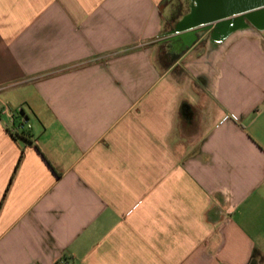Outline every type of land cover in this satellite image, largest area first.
<instances>
[{
  "label": "crops",
  "instance_id": "obj_1",
  "mask_svg": "<svg viewBox=\"0 0 264 264\" xmlns=\"http://www.w3.org/2000/svg\"><path fill=\"white\" fill-rule=\"evenodd\" d=\"M165 1L0 0V264H264V29Z\"/></svg>",
  "mask_w": 264,
  "mask_h": 264
},
{
  "label": "water",
  "instance_id": "obj_2",
  "mask_svg": "<svg viewBox=\"0 0 264 264\" xmlns=\"http://www.w3.org/2000/svg\"><path fill=\"white\" fill-rule=\"evenodd\" d=\"M195 7L183 27L214 26L227 32L244 27L246 22L264 29V0H194Z\"/></svg>",
  "mask_w": 264,
  "mask_h": 264
},
{
  "label": "rangeland",
  "instance_id": "obj_3",
  "mask_svg": "<svg viewBox=\"0 0 264 264\" xmlns=\"http://www.w3.org/2000/svg\"><path fill=\"white\" fill-rule=\"evenodd\" d=\"M164 4L168 7V16L171 17L173 21L171 25H167L164 32L165 34L161 37L162 40L157 53V61L159 62L162 61L161 59L164 53L167 52L168 55H170V53L181 55L184 52L185 46L191 44V42L195 43V41L198 40L194 49L196 52L192 54L196 57L205 51L207 46L222 44L226 39L225 37L230 33L226 30H219L214 26L207 29H203L202 26H199L196 32L178 33L179 31H176L180 23L178 19L189 15L193 11L195 3L193 0H167ZM240 28L241 27H238L235 30H239Z\"/></svg>",
  "mask_w": 264,
  "mask_h": 264
},
{
  "label": "built area",
  "instance_id": "obj_4",
  "mask_svg": "<svg viewBox=\"0 0 264 264\" xmlns=\"http://www.w3.org/2000/svg\"><path fill=\"white\" fill-rule=\"evenodd\" d=\"M21 112V109H18L16 111V114L19 115ZM30 129V125L27 121V119H24V117H20L19 120L13 124V127L9 130L11 134H19L21 131H28Z\"/></svg>",
  "mask_w": 264,
  "mask_h": 264
},
{
  "label": "trees",
  "instance_id": "obj_5",
  "mask_svg": "<svg viewBox=\"0 0 264 264\" xmlns=\"http://www.w3.org/2000/svg\"><path fill=\"white\" fill-rule=\"evenodd\" d=\"M175 58H176V57H173L172 60H175ZM166 59H167L166 56H162V59H161V60H162V61H161V64H162V65L164 64L163 61L165 62ZM172 60L170 59L169 62L172 61ZM19 117H24V119H27L25 116H23V112H22V111L19 113ZM14 125H15V123H14ZM26 132H27V131H21L19 134L17 133V134H14V135L11 134V135H12L13 137H16V136H18V135H23V134H25ZM20 159H21V156H19V159H18V161H17L16 167H17V165H18ZM16 167H15V169H16ZM257 257H259L258 252H257V251H253V253H252V255H251V258H250V261H249V264H258Z\"/></svg>",
  "mask_w": 264,
  "mask_h": 264
},
{
  "label": "flooded vegetation",
  "instance_id": "obj_6",
  "mask_svg": "<svg viewBox=\"0 0 264 264\" xmlns=\"http://www.w3.org/2000/svg\"><path fill=\"white\" fill-rule=\"evenodd\" d=\"M246 25H249V26H250L251 24H249L248 22H246ZM251 26H252V25H251ZM253 26H255V25H253ZM255 27H256V26H255Z\"/></svg>",
  "mask_w": 264,
  "mask_h": 264
},
{
  "label": "bare ground",
  "instance_id": "obj_7",
  "mask_svg": "<svg viewBox=\"0 0 264 264\" xmlns=\"http://www.w3.org/2000/svg\"><path fill=\"white\" fill-rule=\"evenodd\" d=\"M189 18V17H188ZM188 21V20H187Z\"/></svg>",
  "mask_w": 264,
  "mask_h": 264
}]
</instances>
